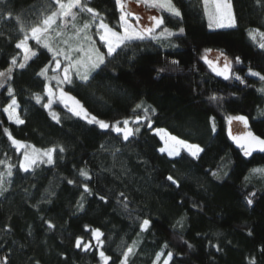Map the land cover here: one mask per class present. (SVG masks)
<instances>
[{
  "label": "trees",
  "instance_id": "trees-1",
  "mask_svg": "<svg viewBox=\"0 0 264 264\" xmlns=\"http://www.w3.org/2000/svg\"><path fill=\"white\" fill-rule=\"evenodd\" d=\"M83 2L100 13L97 19L121 30L115 0ZM173 3L182 18L155 10L174 33L183 27L182 35L160 37L161 29H157L156 39L121 47L87 85L78 79L63 85L91 115L109 124L143 115L142 110L133 111L138 103L155 108L152 128L145 122L130 123L140 131L128 141L111 128L100 129L73 116L57 100L52 111L60 123L35 103L32 94L42 95L46 82L37 72L49 64L51 53L29 39V47L38 55L24 69H14L11 81L25 123L10 122L0 110V160L15 166L13 176L6 178L7 191L0 195V264L4 257L8 264H103L101 250L111 258L109 264H120L123 250L134 241L135 254L129 264H152L158 252L173 253L169 264H250L252 258L264 264V176L251 172L264 168V152L258 149L244 156L229 138L227 122L229 116H244L248 129L264 139V81L249 74V69L264 74V50L248 36L256 28L264 31V8L255 0H231L236 27L210 29L202 0ZM54 8L52 0H0V71L10 66L13 56L18 62L23 57L15 47L24 35L21 22L27 31ZM9 12L12 19H4ZM87 17L91 14L80 13L79 19ZM89 33L94 46L106 53L93 28ZM65 39V33L55 37L53 46L66 49ZM206 50L223 53L231 62L229 79L216 75L205 63ZM47 82L56 88L55 81ZM213 95L218 99L212 100ZM8 100L5 86L0 90V108ZM46 102L43 97L42 103ZM4 128L35 148L62 145L66 151L56 153L53 165L40 164L22 172L18 164L23 150L16 151ZM155 128L204 150L196 159L183 150L179 157L161 153L162 141ZM81 168L92 176L87 183L93 192L85 196L83 210L77 206L83 192ZM5 170V164H0V172ZM169 175L179 182L178 188L167 181ZM69 179L76 183L69 185ZM121 192L128 197L127 208L119 202ZM252 192L256 193L254 204L248 206L245 196ZM99 195L107 202L99 200ZM143 219H149L150 225L141 232ZM45 220L55 227L49 229ZM86 225L104 234L102 247L91 231H85ZM77 237L91 248H76Z\"/></svg>",
  "mask_w": 264,
  "mask_h": 264
},
{
  "label": "snow or ice",
  "instance_id": "snow-or-ice-1",
  "mask_svg": "<svg viewBox=\"0 0 264 264\" xmlns=\"http://www.w3.org/2000/svg\"><path fill=\"white\" fill-rule=\"evenodd\" d=\"M138 4L146 5L150 8L160 9L166 11L167 13L182 18L181 10L173 3V0H136ZM52 3L55 5L54 10L50 11V14H47L43 17L39 23L31 26L27 31L23 27L21 22L20 31L24 32V35L21 39L17 41L15 47L20 49L23 52L22 59L18 62L17 58L13 56L11 58L10 66L6 71H0V88L7 86V95L9 100L6 104L0 108L4 114H6L7 119L10 122H13L17 125H22L25 123L24 119L21 118L18 109L20 105L17 102L15 96V89L12 86L13 71L14 69H24L28 62L38 55L37 51L29 47V39L35 40L38 45L46 49L51 53V60L49 64L42 67L37 76L42 77L46 82L44 83L43 94L33 93L32 96L36 104H42V107L49 112V115L57 123H60V118L58 114L52 111V105L57 99L68 108V111L72 113L73 116L79 117L86 120L88 124L98 125L100 129H109L111 128L117 134H122L123 140L128 141L130 137L139 133L140 128L130 127V123L140 124L145 122L148 128H152L151 116L156 114V109L151 106H144L143 103H138L135 105L133 111L142 110L143 115H137L134 120L130 121L129 119H124L123 121H116L113 124H109L102 119H98L95 115H91L87 109L81 104V102L76 99L74 96H71L63 88L65 84H73L78 79L81 83L87 85L95 78L93 75L99 74L98 70L102 66L106 65L108 58H114L115 55L119 54L118 50L121 47H127L130 42L133 41H143L145 39H156L157 34L156 30L161 29L159 32L160 37H171L173 35L184 33V28L181 27L178 29V33H174L165 25V20L161 16L152 15L149 19L152 21L150 25H145L139 30L128 22V17H133L137 22H140L141 18L139 15H136L133 11L128 10L127 5L123 0H115L117 8L121 11L120 21L121 25L120 31H114L108 26V24L103 22V19H100V23L97 25V31L100 34V40L106 46V53H102L99 49L95 48L92 41V36L88 34V29L90 28V23H84L82 26L78 27L75 23L78 13L73 11V8H78L80 13H89L91 14L92 20L95 21L100 17V13L93 7L88 6L87 3L83 0H67V3L64 0H52ZM255 3L258 7L264 8V0H255ZM205 16L208 19V27L218 28V29H228L234 28L237 25V21L233 12L231 0H203ZM71 17V28L74 30L73 34L64 40L65 44H69V47L57 48L53 46L54 37L50 35V32H55V36L59 37L64 34L65 30L68 28L70 21L67 19ZM4 19L11 20V12L7 13ZM60 20V31H56L53 28V25L57 23V19ZM19 19V18H18ZM249 38L257 43V46L264 50V31L259 28L253 29L248 32ZM259 37V40H257ZM71 40H76L77 43L75 46L71 45L69 42ZM87 45V47H85ZM208 51V50H206ZM223 56V53H221ZM205 60L212 70L218 76H223L224 79H229L231 74V62L228 61L227 57H224L223 67H218L212 60L202 57ZM219 59V57L217 58ZM240 58H236V63H240ZM173 64L178 63L177 61H172ZM54 64V67L51 68L53 73L51 76L48 75L49 65ZM158 71H163L159 69ZM249 74L254 77H258L261 81H264V74L253 71L249 69ZM236 80H239L241 83L245 81L239 76H235ZM47 81H55L56 88L50 86ZM264 91V89H261ZM43 97H47V102L42 103ZM212 100H217L218 98L213 95ZM71 102V106H69ZM264 114V113H262ZM239 121L245 128L248 127V120L244 116H229L227 117V122L229 124L228 135L229 138L236 143L241 150L243 151L244 156L248 157L252 155L254 149H259L261 152H264V139L259 136L254 135L251 131L246 133H241L234 135L232 132V122ZM123 125L122 127L120 125ZM213 131H215L214 119H213ZM4 134L7 136V139L11 142V145L19 153L21 150L22 158L19 160V170L22 172H29L34 170L36 166L40 164L53 165L55 163V155L57 152L64 153L66 149L62 145H54L46 149H38L30 144L18 140L13 137L8 128L3 129ZM156 134L160 135L161 140L164 141V147L159 149L161 153H167L170 157H179L181 156V150H184L192 158L196 159L199 157L200 153L204 150L198 144H192L188 141L178 138L175 135H171L163 128L155 129ZM117 152L119 149L116 150ZM0 164H5V172H0V195H3L7 189L4 187L6 178H11L13 176V168L15 167L12 164H7L5 161L0 160ZM252 174H258L264 176V168H254L251 170ZM79 176L83 178V181L80 184V187L83 189L80 199L77 201V206L79 210L84 208V199L86 195H93L92 189L89 186L87 181L92 180L90 173L81 168L79 170ZM212 175L217 176L216 172H213ZM172 185H175L177 188L180 186L179 182L172 176L169 175L166 177ZM247 179V177H246ZM69 185H73L76 182L72 179L67 181ZM256 196L255 192L249 193L245 196V202L248 206H253L254 197ZM119 197L122 198L119 202L124 204V207L128 206V197L125 193H119ZM98 199L101 201L107 202V198L103 195H99ZM48 228H54L55 225L49 221L45 220ZM150 225L149 219H143L139 224L141 232L148 230ZM7 230V226H6ZM85 231H91L92 238L96 241L97 245L101 247L104 244V240L101 237L104 235L99 228H90V226H85ZM251 235V232L249 233ZM136 242L134 241L132 245H128L122 252L120 264H129L130 256L134 255ZM75 247L83 251H88L91 248L90 243H83L82 237H77L75 240ZM191 247V245H189ZM216 247L219 251L217 245H212ZM164 256L163 264H169L173 258L172 252H167L166 256L164 253L158 252L153 261V264H158L161 260V257ZM99 258L103 264H109L111 259L105 254L104 251H99ZM3 264H8L7 257L3 258ZM250 264H256L255 259L252 258Z\"/></svg>",
  "mask_w": 264,
  "mask_h": 264
},
{
  "label": "rangeland",
  "instance_id": "rangeland-1",
  "mask_svg": "<svg viewBox=\"0 0 264 264\" xmlns=\"http://www.w3.org/2000/svg\"><path fill=\"white\" fill-rule=\"evenodd\" d=\"M64 2L65 3H67V0H64ZM123 2L127 5V8H128V10H131V11H133L136 15H139L140 16V18H141V20H140V22H137L136 20L134 21V20H132V18H130V17H128V22L129 23H131V24H133L136 28H137V30H139L140 28H142L143 26H145V25H150L151 23H152V21L149 19V17L150 16H152V15H157L158 16V13H157V10H155L154 8H150V7H148V6H146V5H143V4H138L137 2H136V0H123ZM202 6H203V11H204V4H203V0H202ZM73 11L74 12H77L78 13V16H77V19H76V21H75V23L77 24V26L78 27H80V26H82L84 23H90V28L89 29H91V28H93L94 29V31H95V33H96V35H97V37H98V39L100 40V34L101 33H98V31H97V25L100 23V19H96L95 21H94V23L92 24L91 22V20H92V17H87L86 18V20H80L79 19V16H80V12H79V9L78 8H73ZM204 14H205V12H204ZM206 17V16H205ZM69 21H70V23H69V25H68V27H70V29L71 30H69L68 28L65 30V35H66V39H68V37L70 36V35H72L73 34V32H74V30L71 28V17H68L67 18ZM206 20H207V22H208V19H207V17H206ZM60 21V20H59ZM53 28L56 30V31H60L61 29H60V22H58L57 21V23L55 24V25H53ZM89 29H88V34L90 35V33H89ZM213 29V28H212ZM72 31V32H71ZM115 31V30H114ZM50 35L51 36H53L54 38L56 37L55 36V32H50ZM65 39V40H66ZM101 41V40H100ZM102 42V41H101ZM71 45H73V46H75L76 45V43H77V41L76 40H71L70 42H69ZM102 44H103V42H102ZM64 45H65V47H66V50H67V48L69 47V44H65L64 43ZM103 46L105 47V49H106V51H107V48H106V46L103 44ZM85 47H87V45H85ZM96 48V47H95ZM205 57L207 58V59H209V60H212L218 67H223V64H224V56H221V54L220 53H218V52H215V51H208V52H206L205 53ZM219 57V59H217ZM7 70V68L4 70V71H6ZM0 90H1V88H0ZM57 101H59L60 102V100L58 99V94H57V99H56ZM61 103V102H60ZM61 104H63V103H61ZM64 105V104H63ZM65 106V105H64ZM69 106H71V102H69ZM19 112V111H18ZM238 123H241V122H236V124H238ZM235 124V125H236ZM155 129H157V128H155ZM155 129H154V131H155ZM159 137H160V135H158ZM161 139V138H160ZM162 141V146L161 147H164L165 145H164V141L163 140H161ZM189 142V141H188ZM189 143H192V142H189ZM192 144H196V143H192ZM160 147V148H161ZM182 151V150H181ZM184 151V150H183ZM166 153V152H165ZM167 154V153H166ZM168 155V154H167ZM156 257V256H155ZM155 259V258H154ZM163 259H164V257H161V260L158 262V264H163ZM153 264V263H152Z\"/></svg>",
  "mask_w": 264,
  "mask_h": 264
},
{
  "label": "water",
  "instance_id": "water-1",
  "mask_svg": "<svg viewBox=\"0 0 264 264\" xmlns=\"http://www.w3.org/2000/svg\"><path fill=\"white\" fill-rule=\"evenodd\" d=\"M231 128H232V132H233L234 135H238V134L246 133V132L250 131V130L248 129V127L245 128L244 125H243L242 123H238V124H236V125H233ZM237 146H238V145H237ZM238 147H239V146H238ZM256 150H258V148H257V149H254L253 152L256 151Z\"/></svg>",
  "mask_w": 264,
  "mask_h": 264
}]
</instances>
